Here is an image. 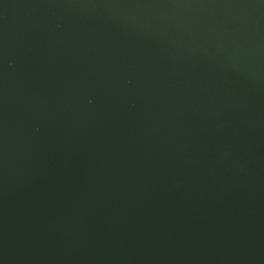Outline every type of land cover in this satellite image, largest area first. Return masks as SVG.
Instances as JSON below:
<instances>
[{
	"label": "water",
	"instance_id": "1",
	"mask_svg": "<svg viewBox=\"0 0 264 264\" xmlns=\"http://www.w3.org/2000/svg\"><path fill=\"white\" fill-rule=\"evenodd\" d=\"M0 264H264V0H0Z\"/></svg>",
	"mask_w": 264,
	"mask_h": 264
}]
</instances>
